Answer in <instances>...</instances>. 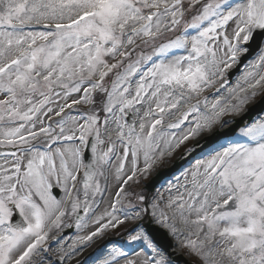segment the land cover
<instances>
[{"label":"snow or ice","instance_id":"obj_1","mask_svg":"<svg viewBox=\"0 0 264 264\" xmlns=\"http://www.w3.org/2000/svg\"><path fill=\"white\" fill-rule=\"evenodd\" d=\"M262 94L264 0H0V264H53L66 217L83 234L56 264L121 228L83 264H175L159 235L194 264H264V114L236 119Z\"/></svg>","mask_w":264,"mask_h":264},{"label":"rangeland","instance_id":"obj_2","mask_svg":"<svg viewBox=\"0 0 264 264\" xmlns=\"http://www.w3.org/2000/svg\"><path fill=\"white\" fill-rule=\"evenodd\" d=\"M146 51H150V49H146ZM234 82H235V80L232 83H234ZM259 97L260 96H257L256 97V100ZM84 107H86V106H78L76 108L83 110ZM100 115L103 118V115H104L103 112H100ZM173 131H176L179 134V130H173ZM187 147H191V143H189L186 146L181 147V149H179L176 153H174V155L170 159H168L161 168L157 169L156 172L158 170H161V169L165 168V167H168L170 164H172V162L174 160H177V162H181L183 159L188 158L190 155H185L186 148ZM192 162L194 163V161H192ZM141 163H142V161H141ZM188 167H190V163H187V165H186L185 168H188ZM185 168H183V169H185ZM181 170L182 169H180L176 174H178ZM102 183H103V181H102ZM163 184L164 183H162L158 188H161ZM116 186H117V184H116L115 179L114 178H111L110 179V183L108 185L109 191H108L107 195L105 197H103V202L100 203V206H99L98 211H100V210H102V209H104L105 207L108 206V203L110 202L109 201L110 194L113 192V190L115 189ZM128 193H131V195L128 197V200L131 201L132 204H138L139 203V201L137 200V196L138 195H141V194L146 195V196H148V199L150 201L151 198H152V196H155L157 194L156 193V190L154 192L150 193V194H146L145 190L142 191V189L140 188V185L133 184L132 182H130V184H129ZM165 196H167V193H165ZM100 199L101 198H99L98 200H100ZM127 202L128 201H125V204H127ZM74 218L75 217H67L66 218V221H65V225H63L61 229L66 228L73 221ZM126 226H130V225H126ZM61 229L60 230H57V231H54V233L51 234V235L52 236H55L56 234H58L61 231ZM85 231H87V230H85ZM81 234H83V233H81L79 230H77L76 227H75V225H74V229H73L72 234L70 235V237L68 239H66L67 240V243L65 244V246L63 245V248L65 249V251H71V245H72V243L75 241L76 237L79 236V235H81ZM108 237L106 238V240L101 245H104V244L107 243V241L111 240V241H113V243L112 244H108V248L109 249L112 248L113 246L127 245V235L124 233V231L121 232V233H118L117 235H115V237H114V234H109ZM168 237L171 239V241H173V243H172L173 249H170L171 250L170 254L171 255H174V257H176L178 255H183V256H185V258H188V260L191 261L194 264L193 257L189 256L183 249H181L179 247L178 241H176L175 239H173L171 236H168ZM129 247H131V246H129ZM58 248H61V245H59ZM92 248L94 249L95 247H93V245H92V247H90V249L92 250ZM87 250H89V248ZM92 252H89L87 256H89ZM59 255L57 257H59ZM49 256H51V255H49ZM54 256H55V254H54ZM54 256H52V257H54ZM80 257H81V255L78 258H80ZM86 257H81V259H80L81 264H83V261H84V259ZM36 258L39 259V257H36ZM68 261H71V260H67L66 261V264L68 263ZM45 264H47V260L45 261ZM53 264H56V263H53Z\"/></svg>","mask_w":264,"mask_h":264},{"label":"bare ground","instance_id":"obj_3","mask_svg":"<svg viewBox=\"0 0 264 264\" xmlns=\"http://www.w3.org/2000/svg\"><path fill=\"white\" fill-rule=\"evenodd\" d=\"M116 188H117V186L115 187V189L113 190V192L110 194L109 201H111V198H112L113 194L115 193ZM102 210H103V209H102ZM102 210H100V211H102ZM102 238H103V237L97 239L93 245L99 246V245L102 243ZM87 253H88L87 251H84V252L82 253V256H83V255H86ZM80 259H81V258L73 259L72 261H70V262L67 263V264H74V263H76L77 260H80Z\"/></svg>","mask_w":264,"mask_h":264},{"label":"water","instance_id":"obj_4","mask_svg":"<svg viewBox=\"0 0 264 264\" xmlns=\"http://www.w3.org/2000/svg\"><path fill=\"white\" fill-rule=\"evenodd\" d=\"M154 184V183H153ZM153 184L151 185V187L153 186Z\"/></svg>","mask_w":264,"mask_h":264}]
</instances>
